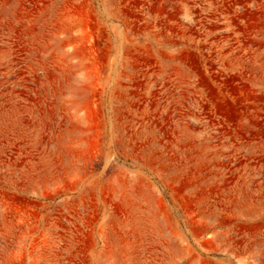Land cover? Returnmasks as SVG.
I'll use <instances>...</instances> for the list:
<instances>
[{
  "label": "rangeland",
  "instance_id": "374dc122",
  "mask_svg": "<svg viewBox=\"0 0 264 264\" xmlns=\"http://www.w3.org/2000/svg\"><path fill=\"white\" fill-rule=\"evenodd\" d=\"M0 264H264V0H0Z\"/></svg>",
  "mask_w": 264,
  "mask_h": 264
}]
</instances>
